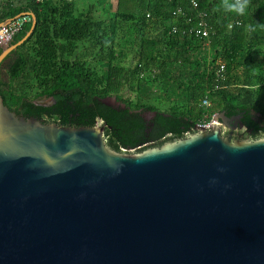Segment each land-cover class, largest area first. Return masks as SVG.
Instances as JSON below:
<instances>
[{"label": "water", "instance_id": "obj_1", "mask_svg": "<svg viewBox=\"0 0 264 264\" xmlns=\"http://www.w3.org/2000/svg\"><path fill=\"white\" fill-rule=\"evenodd\" d=\"M24 14L30 28L1 45L0 65L35 26L32 12L13 18ZM212 118L116 152L100 119L45 123L0 96V264H264V137H224L240 116Z\"/></svg>", "mask_w": 264, "mask_h": 264}, {"label": "trees", "instance_id": "obj_2", "mask_svg": "<svg viewBox=\"0 0 264 264\" xmlns=\"http://www.w3.org/2000/svg\"><path fill=\"white\" fill-rule=\"evenodd\" d=\"M232 2L0 0V22L27 11L36 19L0 65L12 58L0 96L11 111L45 123L80 127L100 119L116 152L182 138L222 111L240 116V139L264 137V0H247L243 15L226 9ZM200 20L206 37L195 34ZM107 97L119 104H106Z\"/></svg>", "mask_w": 264, "mask_h": 264}, {"label": "built area", "instance_id": "obj_3", "mask_svg": "<svg viewBox=\"0 0 264 264\" xmlns=\"http://www.w3.org/2000/svg\"><path fill=\"white\" fill-rule=\"evenodd\" d=\"M190 2L192 3L193 7L197 6V0H190ZM29 20H30V16L27 14H24V15H20L17 18L11 19L6 24L0 25V46L3 45L4 43L10 42L11 38L19 30L22 24ZM197 26L198 27L194 30L197 36H201V37L208 36L209 28H208V24L205 21L200 20ZM222 71H223V65H220L218 69V73ZM202 104L208 105V100L206 97L203 98ZM215 121L216 120H214L211 116L208 121L198 123V124L208 126L210 123L215 122Z\"/></svg>", "mask_w": 264, "mask_h": 264}, {"label": "flooded vegetation", "instance_id": "obj_4", "mask_svg": "<svg viewBox=\"0 0 264 264\" xmlns=\"http://www.w3.org/2000/svg\"><path fill=\"white\" fill-rule=\"evenodd\" d=\"M244 128L236 127L233 122H229V125H222L221 126V135L224 137H230L232 139H239L244 134Z\"/></svg>", "mask_w": 264, "mask_h": 264}, {"label": "clouds", "instance_id": "obj_5", "mask_svg": "<svg viewBox=\"0 0 264 264\" xmlns=\"http://www.w3.org/2000/svg\"><path fill=\"white\" fill-rule=\"evenodd\" d=\"M247 0H235L232 3H226L225 7L228 11H233L237 14L243 15L246 11Z\"/></svg>", "mask_w": 264, "mask_h": 264}, {"label": "rangeland", "instance_id": "obj_6", "mask_svg": "<svg viewBox=\"0 0 264 264\" xmlns=\"http://www.w3.org/2000/svg\"><path fill=\"white\" fill-rule=\"evenodd\" d=\"M11 61H12V58L10 57V58H7V59L4 61V63L2 64L1 69H0V75H1L2 79H5V78H6V69L8 68L9 64L11 63ZM41 101L44 103V101H46V100H41ZM175 101H176L175 99H174V100H172V99L169 100L170 103H173V102H175ZM166 102H167V101L164 100L163 103L161 104L164 108H165V104H166ZM158 106H160V105H158ZM160 107H161V106H160ZM150 115H151L150 112H146V113H145V116H146V117H150Z\"/></svg>", "mask_w": 264, "mask_h": 264}]
</instances>
